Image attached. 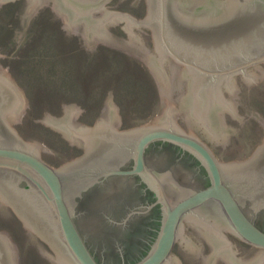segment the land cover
<instances>
[{"label":"water","instance_id":"95a60500","mask_svg":"<svg viewBox=\"0 0 264 264\" xmlns=\"http://www.w3.org/2000/svg\"><path fill=\"white\" fill-rule=\"evenodd\" d=\"M47 1L26 0L23 26ZM108 1L52 0L63 28L88 47L103 42L146 62L158 112L119 130L113 90L92 125L77 121L84 108L76 102H62V116L45 110L36 121L85 149L55 167L40 150L57 151L12 126L29 101L0 63L1 210L10 204L53 248L56 256L39 244L53 264H183L176 241L189 258L201 254L185 221L210 245L203 264H264V142L229 162L212 150L230 143L225 112L243 124L238 103L264 84V0H146L142 18L106 8ZM0 264H19L4 229Z\"/></svg>","mask_w":264,"mask_h":264},{"label":"rangeland","instance_id":"374dc122","mask_svg":"<svg viewBox=\"0 0 264 264\" xmlns=\"http://www.w3.org/2000/svg\"><path fill=\"white\" fill-rule=\"evenodd\" d=\"M109 0L106 8L121 10L142 18L147 14V1ZM12 2L0 11V63L9 71L23 89L29 104L19 122L12 123L26 141L35 139L57 151L40 150V155L55 167H60L84 153L85 149L71 144L62 132L36 121L49 111L62 116V102H76L83 111L77 121L92 125L100 116L109 90L119 105L122 124L119 130L139 126L151 119L159 110L161 99L156 79L150 67L140 57L119 48L99 42L88 47L77 34L63 28V20L57 14L52 0L44 3L27 27L23 26L22 13L26 0ZM5 4V3H4ZM245 116L243 124L229 112H225L226 124L231 133V147L215 145L217 157L224 162L244 159L230 155L226 150L242 148L256 137L262 128L254 115L257 110L264 117V84L253 85L237 105ZM0 208V229L7 230L17 241L20 264H53L40 251L41 243L52 255L53 248L40 236H32L23 220L7 206ZM184 225L198 240L201 254L189 258L179 242L175 253L183 264H203L211 248L189 223ZM216 264H226L219 260Z\"/></svg>","mask_w":264,"mask_h":264},{"label":"flooded vegetation","instance_id":"af4514ba","mask_svg":"<svg viewBox=\"0 0 264 264\" xmlns=\"http://www.w3.org/2000/svg\"><path fill=\"white\" fill-rule=\"evenodd\" d=\"M12 2L11 7L13 8V5L17 6V0H10L5 2V4L3 3L0 6V11H3L2 9L7 8V4ZM262 128L260 129V132H258V135L256 137H252L251 141L246 144L245 146H243L242 148H236L235 146L233 147V149L230 150H226L230 155H234V156H244L245 158L249 157L251 154H253V152L256 150V148L263 144L264 142V125L261 123ZM231 142L226 145V148H230L231 147ZM212 150L215 153L214 147L212 148ZM216 154V153H215ZM235 160V159H234ZM239 160V159H237ZM10 205V204H9ZM11 209H13V207L10 205ZM13 211L15 212V210L13 209ZM16 213V212H15ZM17 214V213H16ZM3 230V229H0ZM12 237V236H11ZM13 238V237H12ZM14 239V238H13ZM15 241V240H14ZM17 243V241H15ZM178 244V241L175 242L173 248H172V252H174V250L176 249ZM18 245V243H17ZM19 248V245H18ZM20 252H19V264H20Z\"/></svg>","mask_w":264,"mask_h":264}]
</instances>
